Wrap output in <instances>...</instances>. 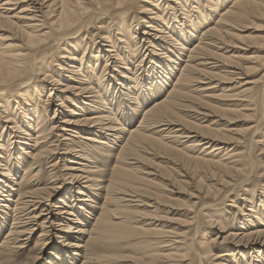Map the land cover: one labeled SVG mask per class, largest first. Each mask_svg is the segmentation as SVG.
Returning a JSON list of instances; mask_svg holds the SVG:
<instances>
[{"label":"bare ground","instance_id":"obj_1","mask_svg":"<svg viewBox=\"0 0 264 264\" xmlns=\"http://www.w3.org/2000/svg\"><path fill=\"white\" fill-rule=\"evenodd\" d=\"M141 1L0 0V230L12 219L0 245V264H31L21 257L39 230L41 255H51L57 264H73L76 257H83L82 264H122L108 248L117 239L109 218H97L90 228L76 221L74 208L94 203L92 195L104 190L102 172L90 165L96 164V155L108 158L100 152L115 151L116 146L120 153L134 152L148 144L175 154L177 162L168 159L171 175L164 171L173 180L149 168L138 184H131L122 181L125 173L118 170L109 186L113 205L124 209L122 214L134 215L140 207L160 210L184 195L180 188L191 185L199 193L207 189L204 199L229 188L218 204L228 195L238 200L243 192L239 201L244 208H237L241 218L235 230L220 241L218 236L207 239L209 230L224 231L219 217H208L207 225L194 228L200 211L191 213L181 232L124 226L144 235L147 263L264 264V145L258 138L264 139V74L248 80L264 72V56L246 58L247 49L227 40H248L258 46L245 47L264 54V0H145L139 7ZM104 21L105 27L100 25ZM249 25H256L259 35L245 38L236 33ZM141 26L146 27L142 32ZM90 28L97 30L92 37L87 36ZM176 71L180 76L170 92L143 112L137 128L128 129L143 106L139 99L149 103ZM186 102L189 105H181ZM119 103L124 121L112 108ZM178 107L189 116L176 117ZM210 113L227 122L247 115L254 124L234 137L216 122L207 125ZM186 140L191 142L187 147ZM232 144L243 149L230 150ZM196 150L205 155L195 156ZM26 158L31 164L16 182ZM56 159L66 164L61 167ZM153 186L159 192L151 191ZM251 252L257 253L255 259L244 256Z\"/></svg>","mask_w":264,"mask_h":264},{"label":"rangeland","instance_id":"obj_2","mask_svg":"<svg viewBox=\"0 0 264 264\" xmlns=\"http://www.w3.org/2000/svg\"><path fill=\"white\" fill-rule=\"evenodd\" d=\"M152 1V0H150ZM232 1V0H231ZM231 1H229L228 6L231 5ZM145 2V0L143 1ZM141 1V3L139 4L140 6H143L145 3H143ZM221 7V6H220ZM225 7V5H224ZM224 8L222 6V9H220V11H222ZM218 17H216L214 19V23L217 21ZM108 21H104L102 24L104 27L107 26ZM130 24V22H128V25ZM257 25H261L259 22H257ZM146 29V27L141 26V31H144ZM256 29V25H249L248 29L246 30H241V31H237L236 33L242 37H255L258 34V32L255 31ZM94 33H97V30L94 29H89V34L87 35L88 37H92ZM85 35V34H84ZM85 37V36H83ZM229 41H233L234 44L244 47V49H247L246 54H243L244 57L248 58V57H252V56H264V54L262 52L257 53L255 52L257 49L253 48H248L245 47L244 45H250V46H258L255 44H249L248 40H244L241 43L233 40V39H227ZM197 40H194L193 42H196ZM186 58H184L185 60ZM58 63L59 62L58 60ZM242 63V62H241ZM182 65H184L183 63H180ZM53 66V65H51ZM53 67V70L57 71V64H55ZM51 69V68H50ZM52 70V69H51ZM264 72L260 73L259 71H257L256 73H253L252 75L248 76V80H252V79H260L263 76ZM71 74H67L65 76H69ZM180 76V71H176L174 76L171 77L170 82L168 83V86L166 87V89L161 92V91H156L155 97H151L150 98V102L147 103L146 105L143 103V101L141 99H139L141 101V106L140 109H138L137 114L134 116L133 121L130 125H126L128 126V129H132V128H137V126L139 125V123L141 122V118H142V114L143 112H145L146 109H149L151 107H153L157 102H160L166 94H168V92H170L171 88L173 87V85L175 84L176 80L178 79V77ZM63 80V78H62ZM65 81V79L63 80ZM66 83V82H64ZM46 86L49 87V89H52L53 86H50L49 84L45 83ZM37 89H40V87H38ZM49 91L44 92L43 94V99L44 101H46L47 95H48ZM54 93V92H53ZM220 93V92H218ZM77 94V93H76ZM153 96V95H152ZM157 96V97H156ZM71 98H75V96L70 95ZM129 101V100H128ZM37 102V101H36ZM58 103V102H57ZM56 103V106H57ZM130 104L132 102H129ZM182 106H186L189 105V103H184L181 104ZM192 105V104H191ZM68 106V108H72L71 105H66ZM193 106V105H192ZM113 109H115L116 114H117V118L118 120H123L124 121V117H123V113L121 112V110L123 111V107L121 108L120 103L118 105H115L114 107H112ZM182 108V109H181ZM57 108L54 106L53 108H51V110L49 111L48 115L50 117H52L54 115V112ZM185 109L183 107H178V111H176L179 115H177L176 113V117H182V116H186L188 117V112H183L182 110ZM202 111V113H209V112H205L204 110H200ZM41 113V112H40ZM60 114V112L58 113ZM89 114V113H88ZM67 115V111L65 113L64 111V116ZM89 116V115H88ZM60 117H63L62 115H60ZM210 121H208L207 125H211L213 122H216L215 125L220 129L223 130H229L230 132L234 133V137L235 134L237 133H247L249 128L251 126H253V120L252 118H249L247 115L244 118H235L233 117V120H229V122L227 121H220V119L217 117V115L215 114H211L210 113ZM60 120V119H58ZM57 121V120H55ZM122 122V121H121ZM227 133V132H226ZM228 134V133H227ZM251 134V131H250ZM230 135V134H228ZM128 137V135H126V138ZM158 136H155L152 134V138L153 139H157ZM259 139H262V145H264V139L261 138L260 136H258ZM54 141L56 140V138L53 139ZM185 146H189L191 144V142H187L184 141ZM124 143V142H123ZM33 144V143H32ZM235 144V143H234ZM230 145V150L234 149V150H242L243 148L240 145ZM242 145H247L248 144H242ZM66 147L62 148V153H64ZM180 149H182V147H179ZM258 146L255 147V151L258 150ZM29 149V148H28ZM152 149V150H151ZM120 148L118 146L115 147V151H113L112 149L107 150L105 149L104 151H101V153H106L105 155L109 156L108 158H104L101 155H96L94 161L96 162V164H90L92 166H97L100 170V172H102L101 174V182H103V186H104V190L97 192V196L96 195H92L93 199H94V203L88 202V203H83L85 205H78V207L76 208L74 205L75 203L70 202L68 199H63V201L66 203H68V205H71L74 208V211L76 213V216H78L76 218V221L79 222H83L86 223L87 226H89L90 228L93 227L96 222H97V218L99 217H103V218H109L107 219V222H109V224H111V228H110V232L112 233V235L116 236L117 239H114L112 242H110V244H108V248L110 250H112L113 252H115L116 254H118L120 256V260L122 261V264H148L147 261L145 260V255L146 252L149 250V245H147V243H145L144 240V235H141L139 232H136L134 229L131 230H125L123 227L124 226H132L134 227H143L145 229H153L156 228V226L162 227L164 228L165 231H169V230H174L175 232H181V230H184L185 226H187L189 220L191 217H193V215L191 214L192 212H199V220L197 222V224L194 226V228L199 227L202 228L205 225H207L208 222V217L210 218H214L213 216L219 217V221L222 222L223 224L221 225V228L224 229V231L219 230V228H214L211 230H209L211 232V234H208L207 239L211 238H218V241L222 240L230 231L233 232L235 229H232L233 226L235 225L236 222L239 221V219L241 218V216L239 215L238 209L237 208H244L243 204L239 201V199H241L243 196V192H239V197L238 200L237 198L233 195H228L229 198L228 200H226V202H223L222 204H218L219 202L216 203V201H218V199L220 200L225 194H227L226 192L229 190L227 189H222L221 190V194L214 198V196L208 198V199H204L203 198V194L205 195V193L207 192V189L204 187L199 192H197V190H195V188L191 186H186L185 188H180V190H182V194L184 195H179L177 196V201L174 202H166L164 205L166 207H162V209L160 210H155L152 208H142L140 207L139 209L135 210V214L134 215H127V214H122L121 212L124 211V209L117 210L116 205H113V201H112V196H113V191L112 188H110L109 184H113L114 182H116V173L118 170H123V172L125 173L123 175L122 181L131 183V184H138L140 182L139 178L140 176L144 173V171H152L149 168H154L156 170H158L160 172V170L163 172V176H165V178L167 179H171L173 180V177L167 176L164 174V171L171 175V171L169 169V167H171V164H169V160H172L174 162H177V159L175 157V154L173 152H171L170 150H166V149H158L157 146L153 145V144H148V145H143L140 146L136 151L134 152H126L127 150H124L123 152H119ZM146 150V151H143ZM151 152V153H150ZM196 154L195 156H199L201 155V150H196ZM154 154V155H148V154ZM261 151H257V154H260ZM160 157H157V156ZM192 155H194L192 153ZM205 153H202L201 156H204ZM223 156V153L220 155ZM156 157V158H155ZM160 158V159H158ZM169 159V160H168ZM161 160V161H160ZM59 161V164L61 165V167H63L66 163L61 161V159L57 160ZM24 165L22 166L20 173L17 176V180H15L16 182L19 181L22 177H23V172L25 171V168H28L27 166H29V164H31L29 159H24ZM124 162V163H123ZM126 162H129L131 164L134 165H127ZM29 163V164H28ZM159 163V164H158ZM134 169V170H131ZM149 169V170H147ZM127 170V171H124ZM10 171L16 175V172H14V169L12 166H10ZM105 174V175H103ZM189 176L192 179H196V176L193 175L192 173L189 174ZM188 177H183V179H185L186 181ZM44 179V178H43ZM193 182V181H190ZM168 183V182H165ZM194 186V185H193ZM14 188L16 189H20V187L15 186ZM169 189L167 190H171L173 188L171 187H167ZM221 188V187H220ZM151 191H155V192H159V188H157L156 186L150 187ZM195 190V191H194ZM262 189H259L258 193H261ZM257 193V192H256ZM16 194V193H14ZM189 194H193L194 196H196V198L199 199H190L187 195ZM63 196V195H62ZM61 197V195L59 197H57L56 201ZM69 197V196H68ZM83 198V197H81ZM14 200V198H12ZM71 200V199H70ZM193 203H198L197 205H193ZM216 203V204H215ZM215 204V206H214ZM233 204H235L236 208L231 207ZM142 206L141 203H133V205L131 206ZM62 206V205H61ZM89 206H93L92 208ZM126 206V205H125ZM97 207V208H95ZM249 208V205L246 204V210ZM172 209V211H171ZM174 209V210H173ZM84 210L88 211V215H85ZM10 215H12L11 213H9ZM194 214V213H193ZM196 214V213H195ZM140 217H137V216ZM157 215V216H155ZM118 218V219H114ZM92 218V219H91ZM78 219V220H77ZM151 219V220H148ZM254 220V219H253ZM157 221V222H156ZM184 222V223H183ZM186 222L185 226H181L184 225ZM12 223V219L10 220H6L5 221V228H2V230H0V245L2 243L3 238L6 237L10 227V224ZM245 223V220H244ZM79 224V223H76ZM76 224H72L73 227L75 228ZM149 224V225H147ZM81 226V225H80ZM213 228V227H212ZM211 229V228H210ZM42 233V230L37 231V234L33 237V240L30 242L29 247L27 248V251L23 254V257H21V260H25V262L27 263H31V264H57V260L51 258L49 254H43L41 255L40 253V241L38 236ZM64 236V235H62ZM64 238H66L64 236ZM202 237H199V241L202 240ZM87 239V237H86ZM68 241H74L73 239H69ZM207 242V240H205ZM37 244L38 247H35V245ZM53 247V245H52ZM51 248V247H50ZM49 248V249H50ZM49 251V250H48ZM217 253V252H216ZM241 254V253H240ZM244 256L249 257V256H253V259H255L254 256H257V253L255 254L254 252L251 253H245ZM238 257L241 258V255L238 256L236 255V258ZM55 258V257H54ZM214 260V258L212 259V261ZM226 259H221L220 261H224ZM67 261V260H66ZM219 261H213L212 264H217ZM83 263V257H76L75 261L73 264H82ZM206 263V262H205ZM169 264H180L178 263H169ZM188 264V263H186ZM197 264V263H194ZM211 264V263H209ZM258 264V263H257Z\"/></svg>","mask_w":264,"mask_h":264}]
</instances>
